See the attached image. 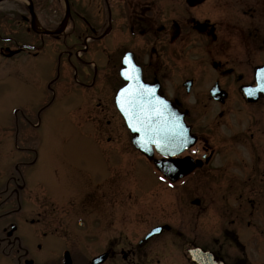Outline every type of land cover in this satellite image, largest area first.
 <instances>
[{
    "label": "flooded vegetation",
    "instance_id": "1",
    "mask_svg": "<svg viewBox=\"0 0 264 264\" xmlns=\"http://www.w3.org/2000/svg\"><path fill=\"white\" fill-rule=\"evenodd\" d=\"M124 57L134 69L130 77L140 78L174 105L194 137L192 145L173 156L181 165L167 173L181 175L190 169L176 182L196 185L201 177L206 180L210 172L220 170L209 165L214 156L223 155L225 180L264 201V0H0V264H34L30 246H41L31 229L23 230L27 223L45 227L43 237L57 234L59 240L50 242L62 244V257L67 252L70 264H93L96 258V264H174V249L181 237L189 259V250L201 247L217 263L247 262L245 248L233 233L220 228L222 241L212 240L218 241L216 246L196 245L178 227L165 223L162 207L137 212L114 208L112 223L106 220V224L90 226L89 217L99 221L98 213L86 205L98 207L91 198L95 199L100 179L114 182L115 174L107 171L117 155L106 145L107 151L101 150L99 126L83 133L90 138L87 157L94 162L86 185L79 190L74 183L75 191L66 192L64 198L70 204L78 202V210L65 217L49 214L52 230L33 214L35 162L42 155L36 148L33 120L49 115L57 105L65 113L81 110L86 119L107 120V125L109 118H116L129 132L115 104L117 90L128 83L121 74ZM19 78L22 87L19 81L14 83ZM199 84L204 87L199 100L218 105L219 118H224L220 144L211 134L214 123L204 129L197 126L179 99L181 91L190 93ZM13 96L22 103L4 105ZM236 103L246 111L230 113ZM152 149L153 157L166 162L156 147ZM50 155V163L61 157L56 152ZM197 170L198 177L192 178ZM209 192L215 196V191ZM224 192L226 199L232 190L227 185ZM249 203L246 212L222 203L221 214L235 215L238 221L243 212L262 217L264 209ZM131 222H140L143 231L156 224L138 233L139 226H130ZM158 227L159 233L148 236ZM259 227L264 230V224ZM228 235L239 250L236 258L223 252ZM89 242L93 253L80 261L78 248L88 251ZM43 264L61 263L45 259Z\"/></svg>",
    "mask_w": 264,
    "mask_h": 264
},
{
    "label": "rangeland",
    "instance_id": "2",
    "mask_svg": "<svg viewBox=\"0 0 264 264\" xmlns=\"http://www.w3.org/2000/svg\"><path fill=\"white\" fill-rule=\"evenodd\" d=\"M53 52L52 56L55 57ZM54 73L55 71L53 75ZM21 80L20 78L18 80L14 79V83L19 81L22 87ZM202 90H204V87L199 84L190 93L181 91L179 99L186 108L190 109L191 117L195 119L197 126L204 129L214 123L213 129H215V133L212 130L211 134L216 137L217 142L220 144V140L218 139L219 136L221 137L220 133L222 131L220 121H223L224 118H219L218 112L220 107L218 105L199 100L200 94L198 93H202ZM84 94L86 96V92ZM68 100L70 104L73 97ZM22 101L15 97L3 103L8 106L12 103L20 104ZM232 106L234 108L230 113L237 114L241 113V111H246L244 106H240L239 103L232 104ZM73 110L71 113H65L60 111L56 105L52 107L49 115L40 120H33L35 122L33 128L36 135V148L42 155L41 157L39 155L35 162V186L33 188L35 199L34 212H32L35 214V217L41 219L42 224L43 220H45L52 230L53 224L49 225L50 220L48 218L51 217L49 214L54 213L56 217H65L73 210H78L76 209L78 202L70 204L72 201H64V198L66 192L71 193L75 191L74 188H71L74 183L75 185L77 184L76 186L79 190L86 185V176L89 172H92L91 169H93L94 162L91 157H87L90 138L87 134L84 135L83 133H87L93 127L99 126L102 129L99 139L101 150L114 149L117 151V155L114 160L115 164H111L112 166L107 171L110 175L115 174L114 182L111 183L100 179L101 183L96 186L98 189L95 192L97 193L95 199L91 198L94 203H97L98 207L86 205L89 206V209L96 210L98 213L97 219L99 221H91V217H89L90 226L94 223V225L98 223H102V225L106 224V220H108V223H112L113 217L111 216V212H113L114 208L116 211L117 208L121 207L128 208L131 212H137L136 209H156L157 207H162L165 223H171L178 227L184 233L185 238H188V240L194 239L196 245L200 244L205 247L216 246L218 241L214 243L212 240L215 238L219 239V229L223 228V231L228 230V234L233 233L244 246V252L248 258L245 260V262L247 261L245 264H264V230L262 231L259 227L264 224V212L262 217L257 215L255 218L244 214L248 209L247 204H250L249 201L253 202L256 207L259 204L263 209L264 201L249 194L251 191L247 190L246 193V189H237L238 185L236 182L229 180L228 183L225 180L224 177L227 178V175L223 170L221 162L223 155L214 156L215 160L209 165L210 169L213 168V165H218L222 172L220 170L218 172L215 171L212 175L208 171L210 172L208 174L209 177L205 178L207 181L200 176L201 178L195 183L196 185H192V181L190 183L175 181L176 183L171 182L172 184H170L168 180H162L161 174L156 167L133 147L130 141V133L124 130L121 120L109 118L111 121L107 125V120L86 119V117L82 116L81 110V114L80 112L72 114L75 113V110ZM206 133L209 134L210 129ZM108 137H111L110 142L106 141ZM105 145L108 147L107 150L105 149ZM54 152H58L57 156L61 157L55 163H50L52 156L50 155L51 157L49 158V154ZM199 173L200 171L197 170L191 177L196 178ZM227 185L232 192L225 199L224 191ZM210 190L216 192L215 196H210ZM247 198L249 199L247 200ZM198 201L200 203L195 204ZM222 203L226 207L245 208L243 216H240V221L237 220L238 217L235 215L225 217L224 214H221L223 210ZM131 217H134V215L132 214ZM134 220L137 221L138 219ZM247 222L251 224L247 226ZM140 224V222H131L129 225L139 226L138 233H140L144 228ZM153 224L156 223H151L149 226ZM25 227L27 228H23V230L31 229L33 238H36L35 240L41 246L37 248L36 243L30 246L33 255L37 259L30 253L31 257L35 260L34 264H43L45 259L49 262L51 260L52 263L54 261H59L61 264L64 262L65 257L64 254L62 257V244L60 245L58 242L59 245H55L53 242H50L53 238L59 240L57 234H49L47 237H43L41 233L46 231L45 227L33 223H27ZM23 230L21 233H24ZM191 234L193 238H191ZM229 237L230 235L227 236V241L226 239L223 241V252L227 257L232 259L236 258L239 250L236 251V243ZM183 240V237H181L179 245L174 249V264H193L188 257L186 247L184 248ZM219 240L222 241L221 239ZM87 241L89 240H84V242ZM90 242L89 247H87L88 251H82V248H78L77 255L79 257L77 258L80 261H87L86 258H89L93 253V249L90 248ZM187 246L189 248V244ZM167 261L168 259L164 260L165 263Z\"/></svg>",
    "mask_w": 264,
    "mask_h": 264
},
{
    "label": "water",
    "instance_id": "3",
    "mask_svg": "<svg viewBox=\"0 0 264 264\" xmlns=\"http://www.w3.org/2000/svg\"><path fill=\"white\" fill-rule=\"evenodd\" d=\"M133 73L134 70L129 67L128 60L124 59L121 74L123 78L129 80V84L121 88L116 97L117 106L134 135L132 138L133 143L143 152H147V144L168 143L172 142L170 141L171 139H174L173 144H180L182 150L187 146L184 145L187 143L186 140H183L185 139L183 134L179 133L176 139L173 134H169L166 130L168 128V119H170V115L173 116L172 112L165 109L166 105L159 101L160 98L156 96L157 94L149 97L151 95L147 93V87L140 81V78L132 77V79H129ZM172 127L175 128V125H172ZM179 127L182 126L179 124ZM163 152L170 154L177 151L166 149ZM191 254L198 264H205L206 254L203 251L195 249L191 251ZM209 259L206 264H215L212 263L215 262V259ZM67 264L69 263L67 262Z\"/></svg>",
    "mask_w": 264,
    "mask_h": 264
},
{
    "label": "bare ground",
    "instance_id": "4",
    "mask_svg": "<svg viewBox=\"0 0 264 264\" xmlns=\"http://www.w3.org/2000/svg\"><path fill=\"white\" fill-rule=\"evenodd\" d=\"M57 154H58V152H56ZM205 262V264L208 262V261H204ZM210 262V261H209Z\"/></svg>",
    "mask_w": 264,
    "mask_h": 264
},
{
    "label": "snow or ice",
    "instance_id": "5",
    "mask_svg": "<svg viewBox=\"0 0 264 264\" xmlns=\"http://www.w3.org/2000/svg\"><path fill=\"white\" fill-rule=\"evenodd\" d=\"M129 79H132V77H129ZM262 90H264V89H262ZM249 94H251V93H249Z\"/></svg>",
    "mask_w": 264,
    "mask_h": 264
}]
</instances>
